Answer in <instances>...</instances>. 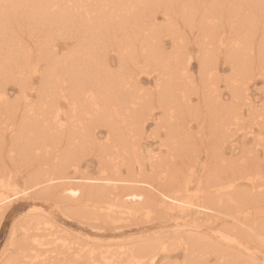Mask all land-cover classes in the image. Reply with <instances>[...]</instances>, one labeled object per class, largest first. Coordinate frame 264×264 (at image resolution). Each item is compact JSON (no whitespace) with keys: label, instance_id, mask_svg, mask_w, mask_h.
Listing matches in <instances>:
<instances>
[{"label":"bare ground","instance_id":"1","mask_svg":"<svg viewBox=\"0 0 264 264\" xmlns=\"http://www.w3.org/2000/svg\"><path fill=\"white\" fill-rule=\"evenodd\" d=\"M259 80L264 0H0V223L17 199L50 201L60 187V213L91 225L160 207L175 227L76 244L36 203L0 264H161L176 247L182 261L165 264H264V90L258 103L248 93ZM152 143L156 152L144 149ZM87 152L100 181L72 186ZM147 180L169 188L174 206L137 201ZM190 215L202 222L179 228Z\"/></svg>","mask_w":264,"mask_h":264},{"label":"rangeland","instance_id":"2","mask_svg":"<svg viewBox=\"0 0 264 264\" xmlns=\"http://www.w3.org/2000/svg\"><path fill=\"white\" fill-rule=\"evenodd\" d=\"M158 16V21L162 20L160 18V15L157 14ZM160 23V21H159ZM24 40H25V44L32 46L33 42L30 43V38L27 36H23ZM29 40V41H28ZM28 41V42H27ZM32 41V40H31ZM61 45H62V41H60ZM34 46V45H33ZM170 50V45L168 44L167 48ZM111 56H113V54H111ZM111 66L114 68L115 67V60L111 57ZM192 71L197 72V65L196 63L193 66ZM228 72L226 71L225 73H223V75H227ZM149 81H145L143 82V86L144 87H151L152 84H148ZM147 84V85H146ZM146 85V86H145ZM256 86V87H255ZM8 92H9V97L10 99H13L15 97H17L18 93L15 90V87L12 86L11 84L8 85ZM257 89V91H255ZM264 90V83L262 82V80H259L258 82H256V84L254 86L251 87V89L249 90V99H251V101H253L254 103H258L262 98V91ZM150 128V129H149ZM153 129V124L150 123L148 128H147V133ZM103 136H101V140ZM147 143L149 141V139L146 140ZM145 140H143V142H146ZM238 144L240 145L241 141H240V137L239 140H237ZM158 145L156 143H152L150 145L144 146V149H151L152 151L156 152ZM157 148V149H156ZM244 149H250L253 150V145L251 144V142H246V144L243 147ZM260 152L257 153V157H261L260 156ZM90 155V156H89ZM89 156V157H88ZM226 157V161H234L239 154L237 153V155L235 156H230L229 152H226L225 155ZM248 156H250V154H248ZM258 157V158H259ZM84 160H82V163L80 165V172L78 171L77 174H75V176H70L71 177V185L73 186H77V187H87L90 188L92 187V184H96L98 183L100 180H96V177L98 178L99 176V172H98V167L97 166V159L95 157V155H91L90 153H86V155L84 156ZM225 161V162H226ZM9 163V162H8ZM227 163V162H226ZM261 164V163H260ZM8 165V164H7ZM28 166V165H27ZM31 166V164H30ZM28 166V167H30ZM85 166V167H84ZM13 167V166H12ZM24 168H20L16 169V171L18 170L17 174L14 175V180H16V183L18 185V187H22L23 183H24V174H25V168H27L26 166H23ZM224 169L223 173L221 174L222 176L231 173L232 168H229L228 166H222ZM214 167H211V172L213 170ZM14 169V170H15ZM20 170V172H19ZM22 171V172H21ZM89 177V178H88ZM88 179V180H84ZM178 182H183V180H177ZM163 187L165 186H161L160 184H158L157 180H147L146 183H144L143 189L140 190L139 192V196L137 201L146 204V200L147 199H151L153 201L156 202H160L161 200H163V205H168V206H174L173 200L174 198L172 197V194L168 191L169 188H167V191H164L166 189H164ZM242 189L244 187H241ZM139 190V189H138ZM58 191V192H57ZM60 187H58L56 189V191L54 190V196L52 199H50V201H35L33 202V200L30 199H26L24 200V198H19L17 199L14 204H12L5 212L2 221L0 223V260L3 258V256L5 255V253H7L10 250V242H11V238H10V229L16 225V223H21L26 216H29V214H31V211L33 209V205H39L41 206V209L44 211V213L46 214L47 217H49V221L50 223L53 222L52 226L53 228L55 227L57 230H61L62 232H64L65 234H67L69 236V238L72 241H75L76 244H83L84 242H93L96 244H100L102 243L103 245H109V244H119V243H137V242H142L146 239H150V238H155L159 235H161L163 232L174 229L175 227H173L172 225V221L173 218L168 217V214L166 212H157L159 211L158 208L160 207H156L153 209L151 217L148 219H145L144 216H141V219H138L136 221H132V222H121V224L118 225L117 228H114L113 226H100V225H91L89 223V221L85 220L84 218H78V219H74L71 218L70 216L64 215L62 213H60V209L56 204V198L57 195L62 194L63 195V191ZM121 190H119L120 193ZM118 192V190H117ZM122 196L124 197H120L121 201L124 202L125 207H128L131 205L132 199L130 198V196H127V194H122ZM136 199V198H135ZM33 202V203H32ZM47 202V204L45 203ZM49 202V203H48ZM53 203V204H52ZM44 204V205H43ZM144 204V205H145ZM57 206V208L55 209V207ZM146 206V205H145ZM187 211V210H186ZM23 218V220H22ZM194 216L191 217H179L177 219L178 222V227L180 228H188L187 226H184L186 221H189L188 223H193L196 224L197 222H202L201 220H196ZM22 220V221H21ZM191 220V221H190ZM210 222V221H209ZM187 224V223H186ZM51 226V227H52ZM213 226V225H212ZM218 227L216 228H222L220 226V224L217 225ZM176 227V228H178ZM55 229V230H56ZM207 225H203L200 227V230H202V232H207ZM19 233H21L20 231L18 232V235H20ZM101 244V245H102ZM251 252H254V249H250ZM258 253V252H257ZM183 259V251L179 248L176 247L173 251H171L167 256L163 257V259L160 260L161 264H165V263H179L181 262Z\"/></svg>","mask_w":264,"mask_h":264}]
</instances>
